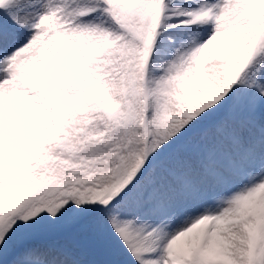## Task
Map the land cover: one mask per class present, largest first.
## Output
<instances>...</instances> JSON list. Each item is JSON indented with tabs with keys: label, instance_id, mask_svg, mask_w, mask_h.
<instances>
[{
	"label": "snow or ice",
	"instance_id": "1",
	"mask_svg": "<svg viewBox=\"0 0 264 264\" xmlns=\"http://www.w3.org/2000/svg\"><path fill=\"white\" fill-rule=\"evenodd\" d=\"M0 264H264V0H0Z\"/></svg>",
	"mask_w": 264,
	"mask_h": 264
}]
</instances>
